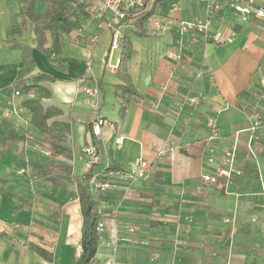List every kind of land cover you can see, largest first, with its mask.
Masks as SVG:
<instances>
[{
    "label": "crops",
    "instance_id": "obj_1",
    "mask_svg": "<svg viewBox=\"0 0 264 264\" xmlns=\"http://www.w3.org/2000/svg\"><path fill=\"white\" fill-rule=\"evenodd\" d=\"M28 1L0 0V264H76L84 230L77 183L45 179L51 155L38 144L39 130L24 102L37 101L51 114L47 124L67 149L55 161L83 180V149L97 141L84 84L98 86L100 114L126 137L115 148L114 132L105 125L107 155L91 169L98 174L109 162L128 173L118 188L103 193L105 230L96 264L108 258L116 264H264V129L255 155L248 157L246 149L252 113L264 117V99L255 98L264 77V17L243 21L228 0H217L212 31L233 39L215 43L180 33L181 22L210 13L202 0H149L145 10L154 11L146 35L116 20L102 0H79L84 8L73 16L72 28L58 23L57 41L48 31L41 50ZM76 33L79 40L72 37ZM125 34L133 45L129 73L141 96L122 111L117 86L123 81L116 70ZM18 43L30 48L34 63L28 71ZM172 50L179 59L168 55ZM42 74L51 77L39 79ZM19 78L30 87L16 95ZM192 96L201 99L193 105ZM211 118L221 136L218 152L237 144L244 166L228 192L201 180L215 168L206 155ZM10 132L26 139L5 138ZM137 158L153 164L150 178L129 176ZM30 174L40 177L39 189ZM34 186L41 199L34 198ZM67 190L73 196L64 200ZM18 204L23 207L15 211Z\"/></svg>",
    "mask_w": 264,
    "mask_h": 264
},
{
    "label": "built area",
    "instance_id": "obj_2",
    "mask_svg": "<svg viewBox=\"0 0 264 264\" xmlns=\"http://www.w3.org/2000/svg\"><path fill=\"white\" fill-rule=\"evenodd\" d=\"M104 7L112 13V16L118 20H124L127 17L133 15L136 11L145 7L144 0H102ZM209 8L210 13L205 18H199L191 21L181 22L179 29L181 35H191L195 39L199 34H202L205 39L211 38L215 43H221L224 40L231 42L232 37L227 39L223 38V32L212 31L215 16L213 11L220 8L217 0H202ZM229 7L238 15V17L247 21L253 16L264 17V6L260 5L258 0H228ZM74 40H79V34H73ZM96 37L93 38L95 40ZM179 44L182 41H178ZM118 45L116 40L115 46ZM168 55L173 59H179L180 54L172 50ZM81 83H85V78H80ZM83 89L90 96V105L94 110V118L91 121V130L96 138V143L85 146L83 149L86 155L84 163V171L88 173L101 159L107 155V140L104 135V126L108 125L114 132V146L120 148L126 140V137L117 132V126L113 122H108L100 114V103L97 99L99 88L97 85H83ZM20 90H16L15 94L19 95ZM255 98L257 101L264 99V77L261 79L260 89L255 92ZM201 99V96H192L189 98V102L193 105L197 104ZM209 134L207 137L206 155L209 163L214 164L213 171H208L202 174V182L210 185H214L221 191L228 192L230 185L237 177H240L244 173V166L239 155V148L237 144L223 148L221 152H218L217 142L221 139L219 129L216 124V119L211 118L209 123ZM264 129V117L258 110H254L250 118V126L248 127L247 135V156L252 157L255 155L254 142L260 139ZM153 173V164L144 158H137L129 171V176L132 179H148ZM128 173H124L120 170H115L107 162L103 170L98 174H92L89 179V188L95 195L103 194L105 191L118 188L119 180L122 176ZM105 201L101 197H97L96 210L99 214V220L97 222V230L101 236L105 230ZM255 220V219H253ZM103 264H116L112 258L106 259Z\"/></svg>",
    "mask_w": 264,
    "mask_h": 264
},
{
    "label": "trees",
    "instance_id": "obj_3",
    "mask_svg": "<svg viewBox=\"0 0 264 264\" xmlns=\"http://www.w3.org/2000/svg\"><path fill=\"white\" fill-rule=\"evenodd\" d=\"M74 0H45L47 10L31 9L34 6L35 0L28 1V8L26 10L27 15L32 19L35 25V34L38 47L41 50H45L44 45L47 42L46 33L50 31L52 33L54 41H57L59 32L57 24L61 23L64 30L69 31L73 24V16L80 15V11L83 10L84 4L80 3L79 8L75 9L72 6ZM149 0H144L145 7L142 9V13L134 16H129L121 22H131L135 28V32L138 35H146L147 29L145 27L149 18L152 16L154 6L150 10H145ZM160 0H154V5ZM31 5H33L31 7ZM23 50V62L24 71H28L33 65L34 61L31 57L30 48L27 45L19 44ZM132 41L128 34H125L122 38L121 55L117 66L116 75L122 84L118 85V96L122 98V111L136 96H141L140 92L136 89L132 82L131 75L129 73V61L132 55ZM51 77L48 74H42L40 78ZM14 88L19 90L20 88L28 89L30 86L26 85L23 78H19L13 83ZM24 107L32 114L31 122L38 130L41 140L38 141L42 147L49 150L51 159L48 166L43 170L44 177L47 181L65 186L68 183H77V197L81 203V210L84 219V230L81 236V252L77 258L76 264H96V254L100 243V235L97 230V222L99 220V214L96 210L97 197L105 199L103 194L95 195L89 188V179L92 176L91 170L84 176V179H80L79 176L72 172V168L69 165H62L55 161V158L67 154V149L62 144V135L60 132H56L51 125L47 124V119L51 116L48 111H44L42 106L34 100H26ZM19 138L25 140L23 136H19L14 132L8 133L5 138ZM16 199L15 194H11ZM23 207L22 204H18L15 207V211H18ZM42 255L46 256L48 260H51V255H46L43 250H39Z\"/></svg>",
    "mask_w": 264,
    "mask_h": 264
},
{
    "label": "rangeland",
    "instance_id": "obj_4",
    "mask_svg": "<svg viewBox=\"0 0 264 264\" xmlns=\"http://www.w3.org/2000/svg\"><path fill=\"white\" fill-rule=\"evenodd\" d=\"M75 3V5L72 4L74 10L77 9V6L79 5V0H74L73 1ZM72 2V3H73ZM34 9L36 10H47V7H46V4H45V0H35V3H34ZM32 137H34L33 134H31ZM31 176V179L33 180V184L36 186L37 189H39V187L42 185L40 180H39V176H36L35 174H30ZM35 186H34V193H33V196L34 198L37 200V199H41L42 197L36 195L35 193ZM73 192H70V191H65V195H64V200H67L69 198H71L73 195H72ZM65 196H66V199H65Z\"/></svg>",
    "mask_w": 264,
    "mask_h": 264
}]
</instances>
